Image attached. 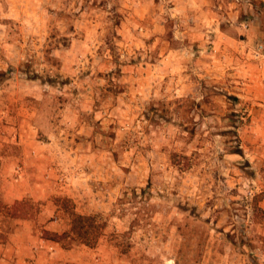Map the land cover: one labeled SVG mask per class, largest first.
<instances>
[{"label":"rangeland","instance_id":"1","mask_svg":"<svg viewBox=\"0 0 264 264\" xmlns=\"http://www.w3.org/2000/svg\"><path fill=\"white\" fill-rule=\"evenodd\" d=\"M147 2L0 0V241L27 199L41 248L67 197L103 227L51 264H264L259 43L197 57Z\"/></svg>","mask_w":264,"mask_h":264},{"label":"crops","instance_id":"2","mask_svg":"<svg viewBox=\"0 0 264 264\" xmlns=\"http://www.w3.org/2000/svg\"><path fill=\"white\" fill-rule=\"evenodd\" d=\"M153 1L148 0L147 3L152 5ZM160 8L170 12V16H175L179 22V37L195 44L197 57L204 56L207 60L215 57L207 49L208 43L221 55H234V50L237 51L240 46V52L245 57L253 52L252 45L259 43L262 46L259 50V66L263 67L259 70V78L263 77L264 0H160ZM259 92L263 93L261 90ZM259 99L262 100L259 106L263 107L259 109L260 127L264 126V99L260 96ZM263 138H259V146L264 142ZM260 162H264V149H259ZM262 201L264 204V199ZM55 212L59 214V210ZM14 222L15 226L9 232H4L7 237L0 241V264H51L58 257H64V251L58 250L52 241L39 238L41 248L35 246L38 241L32 240L31 224L33 226L34 222L31 223L30 219H16ZM48 242L52 243L51 251L43 250Z\"/></svg>","mask_w":264,"mask_h":264},{"label":"trees","instance_id":"3","mask_svg":"<svg viewBox=\"0 0 264 264\" xmlns=\"http://www.w3.org/2000/svg\"><path fill=\"white\" fill-rule=\"evenodd\" d=\"M3 73L0 72V77ZM53 204L67 217V227L61 232L41 229V237L59 243L64 248L82 244L91 246L95 244L103 223L95 215L78 213L74 210L73 203L67 197H55ZM34 206L27 199L14 200L5 206V214L19 219H31L36 212Z\"/></svg>","mask_w":264,"mask_h":264},{"label":"built area","instance_id":"4","mask_svg":"<svg viewBox=\"0 0 264 264\" xmlns=\"http://www.w3.org/2000/svg\"><path fill=\"white\" fill-rule=\"evenodd\" d=\"M258 48H259V50H261L262 46L259 44ZM255 55H258V51L255 52Z\"/></svg>","mask_w":264,"mask_h":264}]
</instances>
